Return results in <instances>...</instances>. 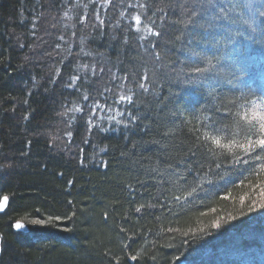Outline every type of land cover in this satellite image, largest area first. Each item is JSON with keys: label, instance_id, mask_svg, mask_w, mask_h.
Returning <instances> with one entry per match:
<instances>
[{"label": "trees", "instance_id": "16d2710c", "mask_svg": "<svg viewBox=\"0 0 264 264\" xmlns=\"http://www.w3.org/2000/svg\"><path fill=\"white\" fill-rule=\"evenodd\" d=\"M1 1L0 152L9 154L15 139L28 141L24 132L30 129L34 137L24 150L27 171L8 168L11 154L0 158L8 161L0 197H10L0 214V264H162L202 241L216 220L239 216L242 230L212 232L202 254L209 252L219 264H250L244 238L264 246V238H254L255 223L264 219V208L258 209L264 197L254 191L264 181V169L258 163L240 179L234 173L235 183L205 170L185 184V170L176 163L187 154L182 142L190 129L199 128L201 137L217 134L200 128L213 108L235 101L232 118L225 121L235 133L243 127L236 116L240 106L264 98V31L248 30V11L236 0H218L235 16L234 24L218 21L232 29L228 39L224 28L194 23L193 13L206 0H112L103 6L101 0ZM149 28L160 35H150ZM214 39L228 45L218 47ZM223 57L238 70H253L263 84L252 94L221 64ZM76 75L81 81L71 79ZM121 94L133 95V104H121ZM77 106L83 111H75ZM127 111L144 119L134 132L111 136L124 125L108 117L120 119L118 112ZM96 136L106 139V151L88 144ZM196 185L206 192L186 199ZM251 200L257 206L250 212ZM57 216L61 219L47 220ZM34 219L47 223L37 225ZM18 220L34 236L15 233ZM8 230L14 232L10 237ZM133 255L138 258L132 262Z\"/></svg>", "mask_w": 264, "mask_h": 264}, {"label": "snow or ice", "instance_id": "6c2138e0", "mask_svg": "<svg viewBox=\"0 0 264 264\" xmlns=\"http://www.w3.org/2000/svg\"><path fill=\"white\" fill-rule=\"evenodd\" d=\"M104 2L111 4L112 0H101V6H103ZM140 7H143V5H140ZM199 7L200 11L193 13L196 17L194 23L199 24L200 27H204L205 25L200 23L201 21H204L208 27L224 28L225 32L223 35L230 39L231 36L229 34L232 32V29L226 27L222 23H218V21H223L225 19L230 20L233 24L236 23L229 14V11L226 10V6H221L218 0H206V2L200 4ZM244 7L247 8L249 15V19L244 21L248 30L253 33L258 29L264 31V20H260L261 17H264V0H244ZM64 15L67 16L68 13L65 12ZM133 19L135 20L137 30L139 31L141 17L136 15ZM258 21H260V23H257ZM101 23H103V21H101ZM147 31L150 35H160L159 32H153L151 28ZM141 39H144V37H141ZM209 64H211V61H209ZM82 67L87 68L88 65H83ZM195 71L203 72L204 69L197 68ZM71 79L73 81H81L82 77L76 75L71 77ZM113 79H115V76ZM143 79L147 80V75H145ZM75 86L74 83L69 85V87ZM138 86L144 92L148 91V86L145 83L141 82ZM88 99V95H83V100L87 101ZM259 101H264V98ZM119 102L121 104L127 103L128 105H132L133 95L121 94L119 96ZM99 107V105L94 106L92 109L93 113H95ZM235 107L236 103L233 101L230 105H225L222 108H213L212 111L214 115L206 116L200 121V128H209L217 134L204 132L203 137H201L198 135L200 131L199 128L189 130V136L184 142H182V150H185L187 154L182 160L176 161L178 166L185 170V175L183 177L185 184L190 183L188 177L198 179L200 173L205 170L216 175L220 180L225 181L226 183H235L231 178L234 173L237 174L236 178L240 179L245 173L254 172L258 163L260 168L264 169V114L260 113L261 104L258 103L257 100H249L247 106H240V111L236 112V116L239 118V121L243 122V127H241L238 132L234 133L232 128L226 124L225 121L232 118V110ZM74 110L77 112L83 111L79 106ZM195 110L196 106L194 105L193 111L195 112ZM72 111L73 109L70 108L67 112L63 113V115H67ZM125 115H127V120L123 119ZM118 116L120 119H118L117 116H111L108 117V119L114 121L117 125L123 124L125 129L129 130L130 125H135L137 121H142L144 119L143 116L139 114L134 115L131 111H127L126 113L118 112ZM89 123H91V119L89 120ZM108 130L109 129L107 128L101 129V131ZM66 135L70 137L72 133L68 132ZM168 138V134L164 133V139ZM215 149H221L223 151L217 153ZM101 151H104V149H101ZM164 151L167 152V149ZM122 155H124V153H122ZM169 171H175V169L170 168ZM261 185H264V181L261 182ZM261 185H257L254 191L258 190L259 195L264 197V186ZM202 192H206V189L200 185H196L187 193L186 199L191 198L194 194L199 196ZM216 194L218 195L219 192ZM9 199L10 197L8 195L0 197V213H2L7 207ZM174 199L179 201L181 197L176 196ZM256 206L257 201L251 200L249 211L251 212ZM259 206L264 208V202H261ZM161 207H163V205ZM136 211L139 212L140 209L137 208ZM105 215H107V213H105ZM49 219L60 220L61 217H50ZM33 223L43 225L47 223V221L38 219L33 221ZM218 226L219 225H217V227ZM14 227L22 230L25 225L17 221L14 224ZM125 247H127V245H125ZM137 258L136 255L130 257L132 261H136Z\"/></svg>", "mask_w": 264, "mask_h": 264}, {"label": "bare ground", "instance_id": "6f19581e", "mask_svg": "<svg viewBox=\"0 0 264 264\" xmlns=\"http://www.w3.org/2000/svg\"><path fill=\"white\" fill-rule=\"evenodd\" d=\"M30 1H34V2H38V0H27V2H30ZM236 2L239 4H241L242 8H244L246 11L247 8L244 7V0H236ZM1 3L2 1L0 0V9H1ZM230 14V13H229ZM232 19L235 18V16L233 14H230ZM2 14L0 13V22H2ZM227 20V19H225ZM18 22V21H16ZM5 25V24H4ZM3 25V26H4ZM6 26V25H5ZM7 28V27H6ZM60 39L62 38L59 37ZM214 43H217L218 44V47L223 44V46H227L228 44L227 43H221L220 40H217V39H214ZM228 49V48H227ZM257 50H260V46L258 45L257 46ZM220 55H218L217 57H219ZM198 58H195L194 61H196ZM220 62L221 64L223 65H226L228 67V71L230 73H233L235 74V78H239L238 80H241L242 83L244 85H247V88L251 89L252 90V94H253V91H255V89L259 86H261L263 83L262 81L256 76L254 75L252 72L253 70L249 71V70H246V69H243L241 66H240V69L238 70V67L236 65V63L234 62H231V61H228L225 57L221 58L220 59ZM238 82V81H237ZM239 85L240 82H238ZM202 93L205 92V90H200ZM204 94V93H203ZM3 116V115H2ZM101 120L105 119V118H100ZM1 121V120H0ZM110 125H114L113 123H111ZM122 125V124H120ZM21 126H23L24 128L23 129H26L25 125L21 124ZM130 130L129 129H125V127H121V128H118L116 130H113L111 132V136H116V137H123L125 136L126 133L128 132H134L135 130H137V123L135 125H130L129 126ZM25 134H28V141L25 142V140L23 139H19L18 141H16V139L13 141V149L9 152V154L12 155L11 157V160L9 161L10 163V166H8V168L10 167H18L15 169V171L19 172V171H22V170H25L27 171L28 169L22 167L23 166V163H25V156H24V153L27 149H29V147L27 146L28 143H33V137H34V133H32V130L30 129L29 132H24ZM106 139H101L100 137H94L88 144L95 148L96 150H101V149H104V151L107 150V142L105 141ZM24 144H23V142ZM20 142V144H19ZM82 142L85 143V140L82 139ZM27 143V144H26ZM23 144V147H21ZM29 146L31 147V144H29ZM25 148V149H24ZM25 150V151H24ZM8 153V152H7ZM2 154V152H0V158L2 157H5L9 154ZM2 161L4 160H1L0 159V179L3 178L4 175L8 174L7 172H4L3 171V167L4 165L7 164V160L5 161L6 164H4ZM4 164V165H3ZM14 171V170H13ZM11 173V172H10ZM8 206V205H7ZM261 207L258 206V209H260ZM6 209V208H5ZM5 211V210H4ZM4 211L0 214H3ZM261 214L264 216V212H261ZM31 219H33V217H31ZM37 219H34L32 221H35ZM40 220V219H39ZM47 220H50L49 218H47ZM242 221L241 220V216L239 217H236L234 219L232 218H228L227 220H216L215 223L211 226V229L210 228H207L206 231H208L205 235V237L202 239V241L198 242L197 244L195 245H192L189 249L185 248L180 256H176V253H174V256H169L168 259H166L162 264H197V263H207V264H219L216 260V258H213L211 259V255L209 254V252H206V253H203V249L205 248V246L211 241V239L214 237L213 236V233H219V232H223L224 230H228V229H231V228H236L234 231L236 230H239L241 231V227H238L240 224H244L242 222L240 223H236L237 221ZM246 219L244 218V221ZM19 222L23 223V221L21 220H18ZM53 221V220H51ZM56 221V220H55ZM17 222V221H16ZM14 222L12 227H13V231L15 233L19 232L23 235H27V234H30L29 236H34L35 233H29V227L28 225L26 226L25 225V228L26 229H16L14 227V224L16 223ZM38 225V224H37ZM217 225H219L217 227ZM255 227H258L259 229V233L256 234L254 236V238H264V219H259V221H257L255 223ZM12 230H8L7 231V235L10 237L14 234V232ZM213 232V233H212ZM226 232V231H225ZM3 235V234H2ZM2 235L0 234V256H1V252H2ZM4 236V235H3ZM253 237V236H251ZM41 239V238H40ZM40 239H34L35 242H41L42 240ZM244 240H246V242L244 243V246L245 248L247 249V252H250L249 254H247V256H244L245 258H249L251 259L250 260V264H264V246H262L260 243L258 242H251V240L249 238H244ZM233 240L230 239L228 243H231ZM256 249H255V248ZM262 247L263 250L262 251H258V249ZM142 247H139V249H141ZM220 250V254L223 252L222 251V248H219ZM201 257V259L203 260H199V258ZM215 257V256H214ZM224 263H231L230 261H239L242 263V260L240 259H234V258H224ZM133 262V261H132Z\"/></svg>", "mask_w": 264, "mask_h": 264}, {"label": "clouds", "instance_id": "9594fccd", "mask_svg": "<svg viewBox=\"0 0 264 264\" xmlns=\"http://www.w3.org/2000/svg\"><path fill=\"white\" fill-rule=\"evenodd\" d=\"M261 104L260 113L264 114V101H258Z\"/></svg>", "mask_w": 264, "mask_h": 264}, {"label": "water", "instance_id": "95a60500", "mask_svg": "<svg viewBox=\"0 0 264 264\" xmlns=\"http://www.w3.org/2000/svg\"><path fill=\"white\" fill-rule=\"evenodd\" d=\"M23 229H26L25 227Z\"/></svg>", "mask_w": 264, "mask_h": 264}]
</instances>
